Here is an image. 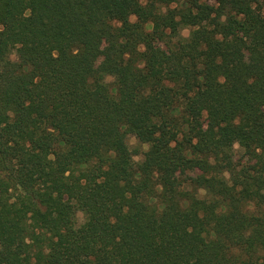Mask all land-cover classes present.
Wrapping results in <instances>:
<instances>
[{
	"label": "trees",
	"instance_id": "16d2710c",
	"mask_svg": "<svg viewBox=\"0 0 264 264\" xmlns=\"http://www.w3.org/2000/svg\"><path fill=\"white\" fill-rule=\"evenodd\" d=\"M171 2L0 0V264H264V0Z\"/></svg>",
	"mask_w": 264,
	"mask_h": 264
},
{
	"label": "clouds",
	"instance_id": "9594fccd",
	"mask_svg": "<svg viewBox=\"0 0 264 264\" xmlns=\"http://www.w3.org/2000/svg\"><path fill=\"white\" fill-rule=\"evenodd\" d=\"M147 2H148V0H141V3H145V4H146ZM181 3H183V0H181ZM208 3H210V4L215 3V0H208ZM216 6L218 7L219 5L216 4ZM169 7H173V8H174V7H177L176 0H172V2H171V4L169 5ZM253 7H255V5H253ZM161 10H162V11H166L167 9H166V8H163V6H162V7H161ZM29 14H30V10L25 12V15H29ZM225 18H226V17H222V20L225 19ZM135 21H136V16H135V14L133 13V14H131V15L129 16V22H130V23H134ZM113 24H114V26H116V27H120V26H122V22H121V21H113ZM145 27H146L147 30L150 31V30H152V28H153L154 26L149 22L148 24H146ZM197 27H198V26H197ZM2 30H3V28H2V26H0V31H2ZM191 30H193V29H192V26H188V25L182 26V27H181V30H180V37H189V36H190V32H191ZM180 37H177V38H180ZM19 47H20V44L17 43L16 46H15V48L18 49ZM138 49H139V50H143V45H139V46H138ZM101 50H102V49H101ZM126 55H127V54H126ZM16 56H17V53H16L15 49H13V50L11 51V56H10L9 58H10V59H13V58H15ZM102 60H103V57H100L99 60H98V63H99V62H102ZM141 67H142V65H141ZM113 80H114V77H112V76H106L104 83H107V82H109V81H113ZM221 82H223V78H221ZM249 82L251 83V81H249ZM111 91H112L113 93H116V88L113 87V88L111 89ZM174 111H176V110L174 109ZM234 122H235V123H239V119H237V120L234 121ZM205 127H206V126H205ZM126 128H127V125H121V131H122V132H124ZM48 131H49V132H54L55 129L49 128ZM125 139H126V142H127L130 146H138V145H139V146L141 147V149H142L143 152H147V151L150 150L151 145H150L148 142H143V143H141V142L138 140V138H137L134 134H132V133H130V132H126ZM193 143H196V141L193 140ZM61 144H63V141H61ZM170 147H175V142H174V141L171 142ZM239 148H240V144H239V142H238V141L234 142V144H233V149H239ZM129 150L131 151V148H130ZM241 151H242V149H241ZM257 151H259V149H257ZM108 155L111 156L112 158H115V155H116L115 150H110V151L108 152ZM188 155H189V157L191 158V154L189 153ZM49 158H50V159H54V156H51V155H50ZM141 158H142V157L139 156V155H134V156H132V160H134V161H139ZM210 162H212V161H210ZM81 166L84 167L85 165H81ZM65 175H68V173L66 172ZM154 175H155V174H154ZM224 175H225V177H228V173H227V172H225ZM139 178H140V174L137 173V179H139ZM163 190H164V186H163L162 184H157V185H156V191H157V192H162ZM205 194H206V190H204V189H200L199 192H198V196H197V198H199V199H203L204 196H205ZM154 202H156V198H155V197H150V198H149V203L151 204V203H154ZM184 203L187 204V202H184ZM164 207H165L164 203H163V202H160V203H159V209H158V210L163 211ZM248 207H249L250 210H254V204H252L251 202H249ZM124 211L127 212V208H125ZM221 211H223V209H221ZM80 219H81V223H83V222H84V217H83L82 214L80 215ZM112 222H115L114 219H113ZM188 230L191 231V228H189ZM234 251H236V250H234Z\"/></svg>",
	"mask_w": 264,
	"mask_h": 264
},
{
	"label": "rangeland",
	"instance_id": "374dc122",
	"mask_svg": "<svg viewBox=\"0 0 264 264\" xmlns=\"http://www.w3.org/2000/svg\"><path fill=\"white\" fill-rule=\"evenodd\" d=\"M263 13H264V8H263ZM79 220L81 221L80 217H79Z\"/></svg>",
	"mask_w": 264,
	"mask_h": 264
}]
</instances>
